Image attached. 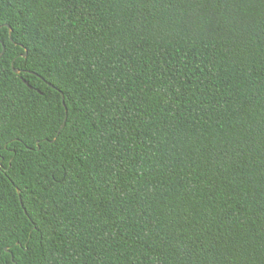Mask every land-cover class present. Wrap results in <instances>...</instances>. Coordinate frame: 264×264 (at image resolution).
<instances>
[{
	"label": "trees",
	"instance_id": "1",
	"mask_svg": "<svg viewBox=\"0 0 264 264\" xmlns=\"http://www.w3.org/2000/svg\"><path fill=\"white\" fill-rule=\"evenodd\" d=\"M0 264H264V0H0Z\"/></svg>",
	"mask_w": 264,
	"mask_h": 264
},
{
	"label": "water",
	"instance_id": "2",
	"mask_svg": "<svg viewBox=\"0 0 264 264\" xmlns=\"http://www.w3.org/2000/svg\"><path fill=\"white\" fill-rule=\"evenodd\" d=\"M26 54H27V52H26L24 55L26 56ZM16 72H18V73H19V72H20V70H16ZM25 82L28 84V81H26V80H25ZM50 85H52V84L50 83ZM63 97H64V96H63ZM63 125H64V123H63ZM63 125H62V126H63ZM62 126H61V127H62ZM18 191H19V189H18ZM6 249L8 250V248H6Z\"/></svg>",
	"mask_w": 264,
	"mask_h": 264
}]
</instances>
